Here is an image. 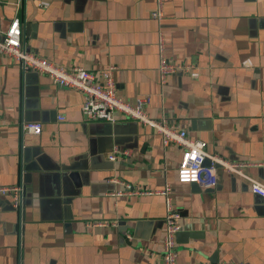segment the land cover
Instances as JSON below:
<instances>
[{"label":"crops","instance_id":"1","mask_svg":"<svg viewBox=\"0 0 264 264\" xmlns=\"http://www.w3.org/2000/svg\"><path fill=\"white\" fill-rule=\"evenodd\" d=\"M20 2L0 0V37L17 16L32 54L97 80L114 66L120 98L147 99L150 118L249 164L246 175L264 185V0H163L160 22L155 0ZM160 33L166 58L196 78L160 84ZM83 101L0 56V187H23L19 212L0 196V264H162L166 185L177 264H264V199L247 182L218 170L213 186L180 184L179 147L120 116L86 121ZM28 122L40 135L22 132Z\"/></svg>","mask_w":264,"mask_h":264},{"label":"built area","instance_id":"2","mask_svg":"<svg viewBox=\"0 0 264 264\" xmlns=\"http://www.w3.org/2000/svg\"><path fill=\"white\" fill-rule=\"evenodd\" d=\"M28 0H21L27 2ZM19 3V7L22 3ZM40 5H45L40 3ZM150 17L160 22L163 18V0H155V8L151 11ZM159 65L158 73L160 84L166 83L167 77L176 73H184L196 78L198 73L190 64H177L166 58L163 47V36L158 35ZM0 56L8 58L17 64L25 73L33 72L44 75L57 86L75 90L84 97L81 106L82 116L86 121H97L114 123L115 118L120 116L126 120L135 121L141 125L148 126L152 132L159 136L163 147L170 145L181 149L180 159L176 169V179L180 184H199L202 186H213L216 183V172L222 170L235 175L248 183L251 193L264 199V185L250 178L245 173L249 164L244 162H227L222 158L206 152V144L199 140L191 139L184 130L178 129L164 119L155 120L145 112L147 99H139L135 104L124 101L116 93L113 79L114 66H109L100 74L99 80L81 67L67 68L60 66L50 60L42 58L29 52L23 41L20 19L15 16L9 23L7 30L0 37ZM62 120V118H59ZM21 130L24 134L33 136L40 135L42 131L39 122L22 123ZM109 160L113 161L116 156L110 155ZM208 160L209 164L203 167V162ZM128 187V194L137 195L142 191L131 190ZM166 197V216L164 221V234L161 244L162 264H177L176 235L180 230L179 216L172 209L169 200L170 187L166 185L162 192ZM0 196L8 197L12 208L19 212L22 209L23 187L4 186L0 187ZM105 223H93L91 226L103 227ZM126 239H130L125 234Z\"/></svg>","mask_w":264,"mask_h":264},{"label":"water","instance_id":"3","mask_svg":"<svg viewBox=\"0 0 264 264\" xmlns=\"http://www.w3.org/2000/svg\"><path fill=\"white\" fill-rule=\"evenodd\" d=\"M208 164H209V162H208V160H205L204 162H203V167H206V166H208ZM191 186H196V184H190Z\"/></svg>","mask_w":264,"mask_h":264}]
</instances>
